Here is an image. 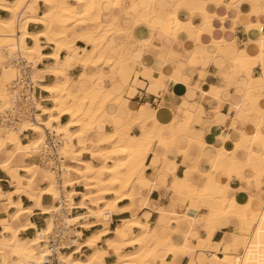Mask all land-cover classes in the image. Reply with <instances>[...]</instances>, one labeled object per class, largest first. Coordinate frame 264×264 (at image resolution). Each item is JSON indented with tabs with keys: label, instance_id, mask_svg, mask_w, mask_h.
I'll use <instances>...</instances> for the list:
<instances>
[{
	"label": "bare ground",
	"instance_id": "obj_1",
	"mask_svg": "<svg viewBox=\"0 0 264 264\" xmlns=\"http://www.w3.org/2000/svg\"><path fill=\"white\" fill-rule=\"evenodd\" d=\"M39 1L45 4L46 9L37 15L35 9ZM69 1L72 3L67 1L61 3L59 0H0V10L9 14L6 17L0 16V63H5L0 74L1 107H7L11 101L9 84L16 74V68L10 60L12 54L20 52L26 59L32 60L34 63H39L43 58L53 59V62L47 66V70L35 67L33 79L42 81L45 71H49L57 79L49 84L38 83L40 89L49 93L51 105L41 106L39 102L36 103L39 111L36 114V121L24 120L14 126L3 127L0 132V156H4V159L0 160V171H4L9 176L10 183L14 186L12 191L0 190V199L5 197L8 204L16 207L12 219H17L21 214H30L32 207H37L43 214L48 215L45 225L37 229L32 237L25 239L20 238L18 234L20 230L27 229V224H22L18 229L12 226V219L3 221L2 231L7 234L0 237V251L6 253L7 256L11 253L17 254L21 264H43L45 257L52 254L50 246L43 245L42 241H45L46 235L55 228V221L58 222L60 218L67 228L76 226V224L83 228H90L92 225H105L114 213L129 210L131 205L120 208L118 202L123 199L132 201L135 195L136 179H147L145 177V158L154 137L163 127L151 114L134 111L128 106L127 100L122 95H115L109 88H105L102 82L105 76L103 70L98 73H88L90 68L97 67L99 64L109 65L111 74H120L121 82L127 84L128 75H125V71L131 67L129 60L123 57L113 58L108 48L109 35L111 36L112 33L121 34L124 31L118 25L112 22L106 23L101 19L103 2H111L113 7L118 9L121 7V0ZM147 1L146 5L140 6L137 0H131V5L124 8L126 15L133 19V23L144 21L153 28L158 26V29L173 36L181 31L186 32L191 39L198 42L203 31L202 25L211 21V15L205 9L201 13L191 14L188 12L186 17H183V12L186 10L180 6L182 2L179 1L180 4L176 3L171 9L166 10L161 22L154 24L158 12L155 5L156 0ZM237 2H235L236 5H238ZM198 14L203 19L201 23L195 21ZM29 23L40 24L43 28L38 32H29L27 29ZM26 38L32 39L33 42L27 44ZM40 38H43L46 43H51L54 47L53 52L48 56H44L41 52ZM77 40L85 41L87 45H91V48L80 49L75 45ZM101 42L108 44L104 46ZM212 43L217 48V52L221 53L224 52L227 45L235 46L234 43H229L224 39L213 40ZM253 44L259 48L258 52L261 54L264 38L254 41ZM62 50L65 51V55L60 57L59 54ZM247 57H251V54L247 53ZM72 63L83 68V72L78 78L79 88H75L74 82L67 77L68 75L66 76V71ZM200 76L203 77L204 73H201ZM6 80L10 82L7 87L4 83ZM151 84L158 86L161 85V81L157 77H153ZM248 87L249 91L256 89L252 84ZM218 92L217 87H211V94L216 96ZM107 105L117 106L122 117L121 124L114 127L112 131H106L100 126V123L109 117L108 111L106 112ZM182 114L183 121L174 117L166 126L167 128L161 132L162 138L174 140L187 135L191 126L192 114L188 110H183ZM42 115H46V118L42 119ZM63 115H67L68 120L61 123L60 119ZM150 120L152 125H148ZM137 124L141 126V132L139 134L131 133L132 126ZM71 128L75 129L70 131ZM25 129H31L37 135L22 142L21 134ZM45 129L52 130L61 136L63 144L60 152L74 163V165L65 164L63 166V176H61L62 174L58 176L52 170L33 161L19 166L13 164L19 158L25 160L34 155L37 144L44 138ZM255 130L253 135L247 136L245 139L249 143L260 140L264 145L259 127ZM91 133L96 134V140L90 142L97 147L95 149L90 148L86 143V137ZM73 140H76L75 146L72 144ZM188 141L190 145L197 143V140L192 138H189ZM239 145L240 143L236 142L233 150ZM245 148L251 154L247 161L243 159V161H239L234 158L233 151L230 153L221 148L212 161L211 172L199 171L196 164L193 170L207 175L208 182H211L214 178L213 173L219 168L220 161L229 158L232 171L239 178L243 179L244 177H242L241 171L235 172V166L238 163L243 167L251 166L253 170L264 173L263 166L258 169V165L264 163V153H261L264 150L257 153L250 149L251 146ZM84 155H89L90 159H85ZM254 160L256 163H253ZM71 173L76 174V177H70ZM41 181L47 182V185L39 188L37 185ZM80 183L83 185L84 191L79 192L75 190L74 185ZM215 186L217 187L216 191H210L208 185L199 188L194 184L181 182L178 185V190L186 196L203 201L202 204L208 207V213L203 216L205 222L203 225L208 231L207 239L209 241H211L210 236L219 217L231 218L234 216L239 218L240 229L245 231V235L236 234L231 249L236 250L238 245H242L244 251L237 255L232 254L233 251L228 257L232 260V264H235L237 260L249 259L244 247L245 241H248L249 248L253 243L258 246L253 249V254L250 257L253 261H258L260 252L264 251V247H259L264 245V228H262L264 204L260 210H257L258 206L254 205L255 201H261L259 198L250 195L245 203H241L236 200L234 195L229 194L227 183H217ZM14 194L26 195L33 202V206L22 207L19 201H12ZM44 194L51 195L54 201L59 200L58 204L42 205L41 198ZM75 195L81 197L77 202L73 200ZM87 201H90L89 204ZM73 208L86 210L83 213L72 215ZM62 209H67V213L61 212ZM249 217H252V220ZM90 218H95V221H90ZM174 221L176 225L172 226L171 222L172 225L168 226V233L160 235L157 229L150 228L148 219L142 221L133 216L124 220L117 232L119 239L108 238L105 240L107 248L117 256V261L114 264H147L153 259H159L160 264H165L166 254L187 253L189 247L183 243L185 239L184 227L186 224L192 227L195 218L176 215ZM31 225L33 226V224ZM126 227L138 228L139 232L131 235L132 232ZM251 228L252 231L248 235L246 231ZM107 231L108 228H103L86 236L87 238L76 246L72 244L75 247L74 253L80 252L84 246H96ZM69 232L73 236L80 237L82 235L81 231L73 230V228L69 229ZM73 240L71 239L68 243H72ZM125 247H134V249L124 251ZM73 248L71 249L73 250ZM62 252L58 253V260L61 264H105L102 258L107 253V249L95 247L85 260L73 259L72 254H63L65 252ZM2 264H7V261H3Z\"/></svg>",
	"mask_w": 264,
	"mask_h": 264
},
{
	"label": "crops",
	"instance_id": "obj_2",
	"mask_svg": "<svg viewBox=\"0 0 264 264\" xmlns=\"http://www.w3.org/2000/svg\"><path fill=\"white\" fill-rule=\"evenodd\" d=\"M59 1L61 3L64 1L72 3L69 0ZM137 1L140 6L148 3L147 0ZM179 1L182 3L180 4ZM235 2L237 0H156L155 5L158 12L154 24L161 22L166 10L171 9L176 3H179L186 10L183 12V17H186L188 12L192 14L195 12L201 13L204 9L208 11L211 15V21L202 25L203 31L198 42L191 39L186 32L181 31L173 36L164 33L158 29V26L153 28L144 21L133 23V19L127 16L124 11V8L126 9L131 5V0H121V7L118 9L113 7L111 2L102 3L101 19L106 23L112 22L118 25L124 31L121 34L112 33L111 36L109 35L108 40L110 41L108 42L110 44L107 42L106 44H108L113 58L123 57L130 62L129 66L131 67L125 71V75H128L127 87L121 82L120 74H111L109 65L99 64L96 72L91 70L88 73H98L103 70L105 76L113 79V82L108 79L110 81L108 86L105 85V79H102L105 88H109L115 95H122L125 89L122 96L127 100L128 106L134 111L151 114L163 127L154 137L145 158V177L147 179H136V196L134 195L132 201L123 199L118 202L120 208L129 205H131V208L112 214L111 219L105 225L97 224L92 225L90 228H83L76 224L77 229L75 230L81 231L82 237L80 236L81 241H72L75 246L79 242H83L87 238L86 236L103 228H108V231L101 237L96 246H84L77 254L74 253V247L73 250L62 252L63 254H72L73 259L85 260L97 247L107 249V253L102 258L103 262L114 264L117 261V256L107 248L105 240L108 238L119 239L117 232L124 220L133 216L142 221L148 219L150 228H155L160 235H164L166 232L168 233L169 225H176L174 217L179 215L195 218L192 227L188 224L184 227L185 239L183 243L189 248L187 253L166 254L165 264H232V260L228 257L231 244L236 234L245 232L240 229V219L234 216H231V218L219 217L211 234L212 237L210 236L211 241H209L207 239L208 231L203 225L205 224L203 216L208 213V207L198 199H186L188 201L180 205L178 200L180 198L184 200V193L178 190V185L181 182L194 184L199 188L208 185L210 191H216L215 184L227 183L229 194L234 195L237 201L245 203L248 197L252 195L261 200L260 202L255 201L254 206H258L257 210H260L264 204V201H262L264 199V173L253 170L251 166L243 167L242 164H236L235 172L241 171L242 177H244L242 179L233 173L229 158L222 159L218 170L213 173L214 178L211 182H208L207 175L193 170L196 164L199 171L203 173L211 172L212 161L221 148H224L227 152L233 151L234 158L239 161H247L251 157L245 147L251 146L250 149L257 153L264 150L262 141L257 140L249 143L245 139L247 136L253 135L255 129L259 127L261 137L264 140V130H262L264 118L261 117L259 108V100L264 96V81H262L264 62H262L261 54L258 52L259 48L253 44L254 41L264 38V32L261 31V26L264 25V0H238V5ZM37 6L43 8L42 12L46 9L42 1H39ZM38 8L35 9L37 10L36 14L40 15L42 12L39 13ZM8 15L6 11L0 10V16L6 17ZM195 21L201 23L203 19L198 14ZM42 28V25L36 23H29L27 27L28 31L33 33L42 30ZM121 35L125 37H121ZM220 39L234 43L235 46L227 45L223 53L217 52V48L212 41ZM26 42L31 44L33 41L26 38ZM40 43L42 45L41 52L44 56H48L53 52L54 47L51 43H46L43 38H40ZM75 45L80 49L91 48V45H87L83 40H77ZM247 53L251 54V57H247ZM59 55L63 57L65 51L62 50ZM52 62L53 59L51 58H43L39 62L38 68L47 70V66ZM68 69V76L71 79L66 76L74 82L75 88H79L78 78L83 72V68L72 63ZM45 73H43V80L40 84H49L57 80L49 71H45ZM201 73H204L203 77L200 76ZM153 77H157L161 81V85L153 86L151 84ZM250 84L256 89L249 91L248 85ZM210 86L219 89L216 96L210 93ZM37 93L39 99H43L40 100L39 104L50 106L49 93L40 88ZM183 110H188L192 114L191 126L187 135L184 138L174 140L162 138L161 132L167 128L166 126L174 117L183 121ZM106 112L109 117L100 123L104 130L112 129L110 122H115L113 128L121 124L122 117L117 106L107 105ZM109 119L110 122H108ZM67 120L68 116L63 115L60 122L64 123ZM148 125H152L151 120ZM130 132L139 134L141 126L139 124L132 126ZM33 133L35 132L33 131ZM26 134L28 137L30 136V133H23V136H21L23 142H25L24 136ZM189 138L196 139L197 143L190 145ZM236 142L240 145L233 150ZM261 153H264V151ZM3 159L4 156H0V160ZM26 160L37 162L35 157L25 160L19 158L14 162L29 163ZM15 163V166H19ZM71 163L74 165L73 162ZM253 163H256V161L254 160ZM262 166L264 169V163L259 164L258 169H261ZM9 179L4 171H0L1 191L8 192L14 189ZM41 182L38 183L37 187L42 188L47 185L40 187ZM81 185V183L74 185L75 190L80 192L81 190L77 188ZM78 196L80 195L73 197L74 202L79 201L81 197L75 200ZM12 201H19L22 207L33 206V202L24 194H14ZM52 201L54 200L51 195H42V205H52ZM33 208L30 214H21L17 219H12L16 207L8 204L5 197L1 198L0 237L7 234L2 231V223L5 219H12V226L18 229L22 224H27V229L20 230L18 235L22 239L32 237L35 231L41 228V221L44 220L45 222L48 216H45L46 214H43L39 208ZM73 209L71 214L73 212L75 214L72 215L83 213L86 210L83 208ZM249 218L252 220V217ZM90 221L95 220L90 218ZM126 229L133 234L139 232L138 228L126 227ZM133 249L134 247L132 249L131 247H125L124 251ZM89 250L90 252L83 258ZM243 251L241 245L240 253ZM5 260L7 264H21L17 254L11 253L7 256L6 253L0 251V264ZM151 261L147 264L161 263L159 259Z\"/></svg>",
	"mask_w": 264,
	"mask_h": 264
},
{
	"label": "built area",
	"instance_id": "obj_3",
	"mask_svg": "<svg viewBox=\"0 0 264 264\" xmlns=\"http://www.w3.org/2000/svg\"><path fill=\"white\" fill-rule=\"evenodd\" d=\"M10 60L16 68V74L9 84L10 104L5 108H0V132L3 127L14 126L24 120L36 121V114L39 112L36 103L43 100L39 99L37 93L39 90L38 83L41 81L33 79L34 68L39 66V63L26 59L20 52L12 54ZM23 133L34 134L31 129H25L21 136ZM24 139L28 140L27 134ZM62 144L63 140L60 135L45 129L44 138L37 144L36 152L32 157L36 158L40 166L52 170L59 176L63 172V166L67 163V159L60 152ZM66 211L67 209L61 210L64 213H67ZM55 222V228L46 235L45 241H42L43 245L50 246L52 250V254L45 257L43 264H61L58 260V253L70 251L74 247L68 241L71 239L81 241L82 236H73L69 232V229H77V226L67 228L61 218Z\"/></svg>",
	"mask_w": 264,
	"mask_h": 264
},
{
	"label": "rangeland",
	"instance_id": "obj_4",
	"mask_svg": "<svg viewBox=\"0 0 264 264\" xmlns=\"http://www.w3.org/2000/svg\"><path fill=\"white\" fill-rule=\"evenodd\" d=\"M37 8H38V6H37ZM42 10H43V8H38V12L40 13V12H42ZM121 37H125V36H123V35H121ZM101 44H104L103 42H101ZM106 44V43H105ZM5 63H0V74H1V72H2V70H3V68L5 67V65H4ZM97 66H99V65H97ZM107 67H109V66H107ZM102 69H103V67H102ZM91 70H93V71H97L98 70V67H95V68H90L89 70H88V72H91ZM68 71H69V69L66 71V75H68ZM132 73V72H131ZM131 73H130V75H131ZM40 75H42V74H40ZM69 77V76H68ZM70 78V77H69ZM74 78H76V77H74ZM71 79V78H70ZM104 79H105V85L106 86H108L109 85V82L111 81V82H113V79L111 78V77H107V76H105L104 77ZM110 81H109V80ZM54 80V79H53ZM8 80H6L4 83H5V87H7V85L10 83L9 81L7 82ZM126 87H127V85H126ZM8 90V89H7ZM124 91H125V89H124ZM124 91L122 92V95H123V93H124ZM49 105H51V103L49 104ZM2 105H0V107H1ZM46 118V116L44 115V116H42V119H45ZM108 122H110V119L108 120ZM111 123V125H112V129L111 130H113V126H114V123L115 122H110ZM73 129H75V128H71L70 129V131H72ZM111 130H108V131H111ZM37 134L36 133H34V134H31L30 133V136L28 137V138H32V136L34 137V136H36ZM96 134L95 133H91V134H89L87 137H86V143H87V145L88 146H90V148H92V149H95V148H97V147H95L92 143H90V142H94L95 140H96V136H95ZM24 141H26V140H24ZM23 142V141H22ZM72 144L75 146V144H76V140H73V142H72ZM84 158H90V156L89 155H84ZM67 159V163L66 164H72L70 161H69V159L70 158H66ZM27 162H35V163H37L36 161H34V160H26ZM15 162H13V164H14ZM16 165H20V164H24V163H22V161H17L16 163H15ZM38 164V163H37ZM64 175V173L62 172V175L61 176H63ZM71 176L70 177H72V178H74V177H76V175H74V174H70ZM61 180H62V178H61ZM60 180V181H61ZM47 184V182H41L40 184H39V186H44V185H46ZM59 185H60V183H59ZM59 188H61L60 186H59ZM77 189H80L81 191H84V189H83V186L81 185V186H79V188H77ZM109 196V195H108ZM49 198H50V196H49ZM80 198V196H78V197H76V199L75 200H77V199H79ZM183 198H184V200H182V198H180L179 200H178V203L180 204V205H183L186 201H188V200H186V199H191V200H193V199H195V198H192V197H189V196H186V195H184L183 196ZM51 200V199H50ZM58 202H59V200H55V201H52V205L53 204H58ZM89 202L90 201H87V203L89 204ZM101 205V204H100ZM72 214H75V212H73ZM45 216H47V215H45ZM44 216V217H45ZM7 217H8V215H7ZM93 220H95L94 218H93ZM42 222V224L40 225V227H42V226H44L45 225V222H44V220H42L41 221ZM39 228V227H38ZM75 230V229H74ZM248 232V235H250L249 233L251 232V229L250 230H248V231H246V233ZM133 233H131V235H132ZM244 235H245V232L243 233ZM110 235H112V234H110ZM247 235V234H246ZM131 249H132V247H131ZM234 251V252H233ZM90 252V250L88 251V252H86L85 253V255L83 256V258H85V256L88 254ZM230 253L231 252H233L232 254H235V255H237V254H239L240 252H241V245H238V247L236 248V250H233V249H230V251H229Z\"/></svg>",
	"mask_w": 264,
	"mask_h": 264
},
{
	"label": "snow or ice",
	"instance_id": "obj_5",
	"mask_svg": "<svg viewBox=\"0 0 264 264\" xmlns=\"http://www.w3.org/2000/svg\"><path fill=\"white\" fill-rule=\"evenodd\" d=\"M261 31L264 32V25L261 26ZM261 59L262 62H264V46H262L261 50ZM262 81H264V77H262ZM259 108H260V115L262 118H264V96H262L259 100ZM262 130H264V125H262ZM262 228H264V221H262ZM258 235H260L258 233ZM245 251L248 253L249 259H244V260H237L235 261V264H264V251L260 252V259L258 261H253L250 259V257L253 254V249L258 247L256 244H252V247H248V241H245L244 244ZM259 247H264V245H261Z\"/></svg>",
	"mask_w": 264,
	"mask_h": 264
}]
</instances>
